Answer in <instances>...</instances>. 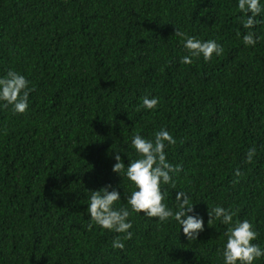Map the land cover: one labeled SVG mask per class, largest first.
Here are the masks:
<instances>
[{
	"label": "trees",
	"instance_id": "16d2710c",
	"mask_svg": "<svg viewBox=\"0 0 264 264\" xmlns=\"http://www.w3.org/2000/svg\"><path fill=\"white\" fill-rule=\"evenodd\" d=\"M237 5L0 0V77L11 69L34 89L23 114L0 102V264H224L230 225H208L215 206L234 212L233 223L250 221L264 249V11L245 29ZM175 28L223 53L182 63ZM249 31L252 46L242 39ZM145 96L159 103L138 111ZM161 128L176 140L167 161L181 166L175 188L161 186L163 203L176 211V192L188 193V214L204 221L197 240L174 219L143 213L128 217L130 239L89 229L92 190L111 185L121 199L113 207L130 210L135 189L112 171L114 150L127 167L139 158L133 136L154 139ZM117 236L123 249L112 246Z\"/></svg>",
	"mask_w": 264,
	"mask_h": 264
},
{
	"label": "clouds",
	"instance_id": "9594fccd",
	"mask_svg": "<svg viewBox=\"0 0 264 264\" xmlns=\"http://www.w3.org/2000/svg\"><path fill=\"white\" fill-rule=\"evenodd\" d=\"M238 10L247 15L242 21L245 29H252L260 22L256 17L261 14L262 9L259 0H238ZM176 36L183 39V47L188 55L181 58L184 64H191L193 58H203L209 61L213 55L219 56L223 53V47L214 40L201 41L195 37L187 36L186 33L175 28ZM239 35V33H237ZM243 43L247 46L255 45L257 38L249 31L242 37ZM34 89L29 87V81L20 73L8 70L6 76L0 77V102L3 107L12 106L14 114H23L28 109V97ZM159 103L158 98H142V104L138 107L144 109H155ZM176 140L164 128L154 133V139H145L139 134L133 136L131 147L135 150L138 159L129 161L126 165L122 162L120 151L114 150L116 163L112 171L126 176L133 184L134 191L127 196V207L116 209L115 202L121 200L118 191H108L111 185H106L99 190H92L87 204V213L90 217L88 228L96 224L103 229L115 233H126L125 239H130L132 233L128 231L132 227L128 217L132 213H143L148 218H157L161 223L174 219L179 226H182L183 234L188 241L197 240L200 232L204 230V221L199 215H189L194 212V203H190L188 193L177 191L175 195L177 210L169 208L164 201L162 185L170 184L175 188L173 173L181 171L180 165H173L166 159L164 149L166 145H174ZM255 148L249 149L246 154V162H251L255 154ZM240 175L239 171L236 173ZM235 213L221 206L208 208V225L213 220H220L224 225H230L224 235L226 243L222 250L224 264H253L254 260L264 256V249L256 243L258 233L248 220L236 221L233 223ZM113 248L123 249L124 244L117 236L112 243Z\"/></svg>",
	"mask_w": 264,
	"mask_h": 264
}]
</instances>
